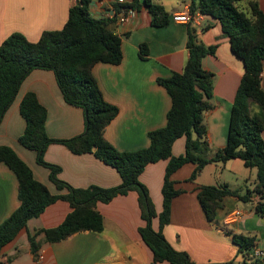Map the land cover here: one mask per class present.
<instances>
[{"label":"crops","instance_id":"obj_1","mask_svg":"<svg viewBox=\"0 0 264 264\" xmlns=\"http://www.w3.org/2000/svg\"><path fill=\"white\" fill-rule=\"evenodd\" d=\"M121 1L119 4L115 0H91L89 4L92 18L111 20L109 28L118 35L123 55L119 65L97 63L92 68L104 100L118 110L116 118L105 127L104 137L116 151H138L148 147V132L165 127L171 99L157 79H168L182 70L188 60L186 44L191 33L196 42L216 47L214 55H206L201 63L206 72L213 74L209 100L212 108L203 114L207 130L204 141L209 148L208 157L212 156L226 145L230 110L243 75L244 64L231 53L229 37L216 20L207 16L188 24L169 20L165 27H154L150 13L141 7L134 9L135 14L126 23L119 24L112 19L113 14L131 0ZM252 1L264 14V0ZM152 2L162 5L169 19L187 10L190 3L189 0ZM75 3L76 0H0V44L12 33H20L34 43L45 31L61 30ZM239 6L246 10L248 2L243 1ZM141 45L147 47L148 53L143 59L139 54ZM55 79L52 71H32L23 79L15 100L0 122V145L11 148L52 195L67 191L57 189L50 181L47 168L37 163L36 153L23 148L19 142L25 128L19 104L28 93L37 97L47 112L45 131L50 139L69 140L79 136L85 126L83 112L65 103ZM261 87L264 91V64ZM184 152L185 138L179 137L171 153L181 156ZM44 159L48 164L59 166L58 178L74 188H113L121 181L112 166L90 153L73 154L61 143L47 147ZM166 165V160L148 164L138 178L148 190L157 215L162 212ZM195 166L187 163L171 175L180 193L171 201L168 224L161 228L169 245L177 252L186 253L197 264L264 263V259L257 261L252 253L245 256L232 240L233 235L254 238V248L264 252V214L255 210L259 200L256 196L249 202L234 197L222 199L214 221L206 218L197 199L201 186L225 185L240 194L246 189L253 190L258 178L256 168H247L240 159L209 163L190 182L188 179ZM17 190L15 175L6 165L0 164V224L17 208ZM95 208L102 217L101 232L82 231L65 240L46 243L40 232L58 226L72 211L66 201L57 200L44 213L30 219L26 228L3 247L0 264H152V253L138 232L144 222L134 191L108 202H98ZM236 211L241 212L238 218L233 217ZM151 226L159 231L158 218L152 219ZM29 236H35L39 245L36 254L30 249Z\"/></svg>","mask_w":264,"mask_h":264},{"label":"trees","instance_id":"obj_2","mask_svg":"<svg viewBox=\"0 0 264 264\" xmlns=\"http://www.w3.org/2000/svg\"><path fill=\"white\" fill-rule=\"evenodd\" d=\"M192 15L200 13L216 20L221 30L229 37L231 53L243 62V75L237 87L230 110L227 142L224 148L208 157L209 148L204 141L206 127L203 114L211 110L213 74L206 72L201 63L207 55H214L216 47H207L195 41L189 33L186 48L188 60L180 72L168 79L157 81L171 99L166 114V125L148 132L147 148L116 151L104 137V129L116 118L118 110L106 102L99 90L93 65L106 63L119 65L123 59L121 41L110 28L109 19L92 18L89 15L91 0H76L68 12L67 21L58 31H45L31 43L20 33H12L0 44V122L15 100L24 78L34 70L52 71L65 103L80 108L84 117L83 132L72 139L53 140L46 135V109L37 97L28 93L19 104V112L25 128L19 137L23 148L36 153L37 163L47 168L50 181L65 194L52 195L43 183L37 181L29 167L9 147L0 145V164L15 175L18 182V206L0 224V253L27 222L44 213L57 200L66 201L72 211L56 227L43 230V241L58 242L72 235L87 231L101 232L102 217L96 211L98 202H108L130 192L137 194V205L144 226L138 229L142 242L152 253V264H197L184 252L173 249L161 232L168 224L173 197L180 192L175 188L171 175L187 163L195 164L188 181L193 182L209 163H223L240 159L247 168H256L257 183L253 190L240 194L227 186H201L198 201L209 221H214L222 199L234 197L249 202L256 196L259 200L255 210L264 214V91L261 87L264 64V14L252 0H189ZM248 2L247 9L239 4ZM124 8H145L150 13L151 25L167 26L169 14L164 7L152 0H131ZM140 57H147V47L141 45ZM179 137L185 138L183 155L173 156L172 145ZM53 143L64 144L73 154L90 153L96 159L112 166L120 177V184L113 188L91 186L74 188L58 178L60 167L48 164L44 152ZM167 161L162 184V212L157 215L149 192L139 182V175L148 164ZM158 218L159 231L151 226ZM39 234V233H38ZM33 254L38 250L35 236L28 237ZM232 240L239 250L249 256L255 245L254 238L233 235ZM9 263V261H8ZM224 264H236L229 261ZM256 264H264L257 262Z\"/></svg>","mask_w":264,"mask_h":264},{"label":"built area","instance_id":"obj_3","mask_svg":"<svg viewBox=\"0 0 264 264\" xmlns=\"http://www.w3.org/2000/svg\"><path fill=\"white\" fill-rule=\"evenodd\" d=\"M116 2H119V4L122 3L121 0H115ZM135 14L134 9L131 8H121L120 10L116 11L115 14H113V18L115 19L119 24L126 23L133 15ZM200 13H196L195 15H192L189 11V8L185 10L182 13L174 14L171 17V21L175 23H190V22H196L199 18H201ZM264 202V201H263ZM241 215L240 211H236L233 214L234 218H238ZM252 256L257 259V261H261L264 259V252L260 249L253 248L252 249ZM40 259H43L41 256H39Z\"/></svg>","mask_w":264,"mask_h":264},{"label":"rangeland","instance_id":"obj_4","mask_svg":"<svg viewBox=\"0 0 264 264\" xmlns=\"http://www.w3.org/2000/svg\"><path fill=\"white\" fill-rule=\"evenodd\" d=\"M241 185H243V182L241 183ZM244 187V186H243ZM253 187V186H252ZM244 189V188H243Z\"/></svg>","mask_w":264,"mask_h":264}]
</instances>
